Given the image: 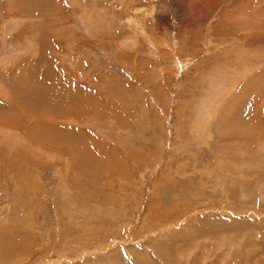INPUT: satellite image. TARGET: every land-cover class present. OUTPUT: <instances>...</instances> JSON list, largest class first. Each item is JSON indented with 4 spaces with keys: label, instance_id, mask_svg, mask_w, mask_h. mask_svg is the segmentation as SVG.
Listing matches in <instances>:
<instances>
[{
    "label": "rangeland",
    "instance_id": "rangeland-1",
    "mask_svg": "<svg viewBox=\"0 0 264 264\" xmlns=\"http://www.w3.org/2000/svg\"><path fill=\"white\" fill-rule=\"evenodd\" d=\"M0 264H264V0H0Z\"/></svg>",
    "mask_w": 264,
    "mask_h": 264
}]
</instances>
